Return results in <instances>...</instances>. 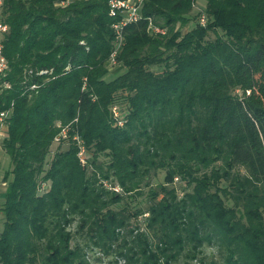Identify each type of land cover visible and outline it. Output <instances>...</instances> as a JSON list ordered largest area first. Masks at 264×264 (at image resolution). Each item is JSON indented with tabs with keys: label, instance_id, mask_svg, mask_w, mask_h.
I'll use <instances>...</instances> for the list:
<instances>
[{
	"label": "trees",
	"instance_id": "16d2710c",
	"mask_svg": "<svg viewBox=\"0 0 264 264\" xmlns=\"http://www.w3.org/2000/svg\"><path fill=\"white\" fill-rule=\"evenodd\" d=\"M61 1L0 9V264H264V0H146L113 74L108 0Z\"/></svg>",
	"mask_w": 264,
	"mask_h": 264
},
{
	"label": "built area",
	"instance_id": "2783aa9c",
	"mask_svg": "<svg viewBox=\"0 0 264 264\" xmlns=\"http://www.w3.org/2000/svg\"><path fill=\"white\" fill-rule=\"evenodd\" d=\"M4 0H0V9L3 5ZM71 0H64L59 3V5H66ZM144 1L146 0H108V12L109 16L115 18V21L111 24V28L114 33V47L110 56L107 60L106 67L109 71H111L114 67H116V54L119 51L120 47L123 44V27L129 23L135 22L140 18V8L142 7ZM193 8L198 12L197 21L199 25L205 26L206 18L205 13L202 10V5L197 2H193ZM8 26L7 24L0 19V76L5 77L9 73V65L7 59L3 53V38L4 34L7 32ZM150 30L156 34H164L165 29L160 28L158 26H154L150 23ZM46 73L45 70L39 71V74ZM3 88L9 89L10 84L5 81L3 82ZM34 86H32L33 88ZM113 116H114V125L122 126L123 121L119 119V112L117 107L112 108ZM9 109L0 110V140L3 138V133L7 129V118L9 116ZM83 151L81 150L79 156H82ZM102 185L105 189L113 191L115 193H120L121 189L116 184H111L108 181H103ZM45 185L41 186V189H44ZM96 261L92 260V264H95ZM108 264H112L108 262ZM117 264H123L122 260H118Z\"/></svg>",
	"mask_w": 264,
	"mask_h": 264
},
{
	"label": "rangeland",
	"instance_id": "374dc122",
	"mask_svg": "<svg viewBox=\"0 0 264 264\" xmlns=\"http://www.w3.org/2000/svg\"><path fill=\"white\" fill-rule=\"evenodd\" d=\"M119 67H114L111 71H109L110 73H115L117 71H119ZM112 76V75H111ZM111 78V77H109ZM10 169V160L8 155L2 150L1 144H0V208H1V204L3 202V194H4V190L6 187V183L3 182L4 181V176L6 174V172ZM10 175L7 178V181L10 180ZM2 227H3V215L0 211V232L2 231ZM203 255L205 256V262L206 264H208V262L212 261H216L217 263H220L222 261V256L223 253H219L217 248L215 246H207L205 245L203 247ZM222 255V256H221ZM94 257H99L101 260L96 262L95 264H108V262H110L112 260L113 257H105L103 255H101L98 251L96 253H94ZM93 257H90V259H92Z\"/></svg>",
	"mask_w": 264,
	"mask_h": 264
},
{
	"label": "crops",
	"instance_id": "0c3cea01",
	"mask_svg": "<svg viewBox=\"0 0 264 264\" xmlns=\"http://www.w3.org/2000/svg\"><path fill=\"white\" fill-rule=\"evenodd\" d=\"M3 197V196H2Z\"/></svg>",
	"mask_w": 264,
	"mask_h": 264
}]
</instances>
